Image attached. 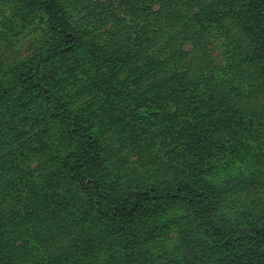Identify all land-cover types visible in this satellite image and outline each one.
<instances>
[{
	"label": "rangeland",
	"instance_id": "1",
	"mask_svg": "<svg viewBox=\"0 0 264 264\" xmlns=\"http://www.w3.org/2000/svg\"><path fill=\"white\" fill-rule=\"evenodd\" d=\"M186 1L181 0L182 3ZM189 1L187 14L184 13L186 7L181 9V4L174 8L175 12L181 10L179 24L168 22L166 25L163 18L154 25L150 23L145 32L130 33L129 40L123 42L125 49H132L140 39L150 38L147 51L139 53V60H133L131 65L138 66L140 58L145 56L156 58L154 72L141 82L142 85L133 84V74L130 75L126 68L116 75L118 82L132 87L130 92L136 89L141 93V89L150 87L154 81L158 86L168 81L161 89L164 93L178 92L180 100L175 104L167 101L159 110L139 111L140 118L147 121L152 120L151 113L163 120L173 114V127L170 126L164 140H157L161 143L148 142L143 147L138 137L122 143L118 126H111L114 114L101 104L99 87H93L94 77L98 76L96 68L87 73L77 72L71 68L73 58H67L68 63L51 59L41 65L39 75L49 81L60 100L71 106V110L85 108L91 114L90 135L99 146L100 157L97 165L90 169L99 180L96 186L101 184L103 193L108 190L107 197L113 199L130 189L174 181L175 170L184 169L192 162L190 155L195 157V152L198 153V149L189 152L183 148L178 130L197 126L200 111L195 110L194 104H209L208 101L218 104L213 106L222 114L224 122L212 139L207 136L212 150L205 149L211 153L208 156L212 167L206 171L202 166L200 171H203L205 189L213 204V224L229 226L238 214L249 219V216L264 213V51L257 43L250 46L245 34L252 20L264 26V13L259 16L257 12L258 18L250 20L247 15L236 22L241 0H202L198 5L193 4L196 0ZM248 1L245 0L243 9H247ZM92 2L104 4L103 0ZM83 3L85 0H78L77 7ZM147 6L152 12L156 10L152 4ZM204 7H209L211 15L202 16ZM228 12L230 19L224 14ZM196 13L199 15L192 16ZM118 16L127 21L123 13ZM181 16H185L183 21ZM193 22L199 25L185 27ZM108 26L95 31V39H115ZM46 37L43 22L35 12L27 11L22 0H0V86L7 87L14 72L27 67L32 58L45 59L40 55L49 49V44L44 42ZM174 72L192 79L186 89H176L169 81ZM224 108H230L235 115L226 116ZM28 118L20 125L29 132L26 136L35 140L46 138L43 125L30 128L32 117ZM9 123L6 128L12 127ZM164 124L159 121L155 126L162 128ZM4 154L7 156L0 150V157ZM33 161L0 166V264H120L112 257L114 252H110L109 244L85 252L70 245L67 247L71 238L89 228L90 218L77 206L65 210L54 208L56 210L48 219L45 218L39 206L41 192L46 190L48 182L40 179V170H35ZM93 182L94 179L89 183ZM92 185L90 191L96 195L100 191ZM60 190L61 187L56 193ZM52 191L49 187L48 194ZM189 213L190 210L173 203L163 211L144 214L141 220L146 219L139 228L141 235L148 238H139L142 242L139 259L146 264H199L197 251L184 243L187 239L189 244L200 243V240L196 242L197 238H190L196 228ZM87 237L91 240L90 235Z\"/></svg>",
	"mask_w": 264,
	"mask_h": 264
},
{
	"label": "trees",
	"instance_id": "2",
	"mask_svg": "<svg viewBox=\"0 0 264 264\" xmlns=\"http://www.w3.org/2000/svg\"><path fill=\"white\" fill-rule=\"evenodd\" d=\"M22 1L27 11L35 12L43 22L47 33L44 42L49 44V49L40 55L45 59L40 60L37 56L32 58L33 61L26 63L27 67L14 72L15 76L9 80L7 87L0 86V150L7 155L0 157V166H16L34 159V168L40 170V179L48 182L46 190L41 192L39 207L42 215L48 219V215L56 210L54 208L65 210L77 206L78 210L81 209L90 218L89 228L71 238L67 247L70 245L85 252L109 244L116 262L146 264L139 259L142 254L139 238H148L141 235L139 226H143L146 219L141 218L146 213L163 211L170 204L177 203L190 210L188 216L194 221L195 234L190 238H197L196 242L200 240V243L189 244V239L184 243L197 251L199 264H264V213L249 216V219L238 214L229 226L214 225L212 222L213 204L209 200L210 195L205 189V179L200 169L203 166L208 171L212 167L208 156L211 153L205 149L212 150L207 136L212 139L218 126L224 122L220 116L222 114L213 106L218 104H211V101H208L209 104H194L195 110L200 111L197 126L178 130L177 135L183 140V148L189 152L198 149V153L195 152V157L190 155L192 164L175 170L174 181L130 189L128 193L113 199L107 197L110 195L108 190L106 194L103 193L101 184L96 186L99 180L94 178L90 169L97 165L100 157L99 146L90 135L91 114L85 108L71 110V106L60 100L49 81L46 82L39 75L41 65L51 59L68 63L65 60L71 57L74 60L71 68L77 72L82 70L87 73L89 69L96 68L98 76L94 77L93 87H99L101 104L114 114L111 126H118L122 143L132 141L135 137L142 141L143 147L148 142H160L157 140H164L173 127V114H168L163 120L158 118V114L151 113L152 120L147 121L140 118L142 115L139 111L159 110L167 101L175 104L180 100L178 92L169 90L164 93L161 90L168 81L159 86L154 81L150 87L141 89V93L136 89L130 92L132 87H125L118 82L117 73L126 68L130 75L133 74V84L140 87L156 66V58L148 56L140 58L138 66H131L138 59L139 53L147 51L150 38L140 39L132 49H125L123 42L129 40L130 33L145 32L150 23L154 25L163 18L167 20L163 21L166 25L179 24L181 10L175 12L174 8L181 4V9L186 7L184 13L187 14L190 1L103 0L104 4H97L85 0L84 6L79 7L78 0ZM201 1L196 0L193 4L198 5ZM244 2H239L241 5L240 10L236 11V22L247 15L250 20L258 18L257 12L259 16L264 13V0H249L247 9H243ZM147 4L156 6V10L152 12ZM118 13L127 16L128 22L120 18ZM202 13V16L211 15L209 7H204ZM224 14L230 19L229 12ZM198 15L196 13L192 16ZM184 18L181 16L182 21ZM250 24L249 29L245 28L250 46L257 43L258 48L264 51L263 24L257 20H252ZM106 25L110 26V35H115V39H95L93 33ZM196 25L199 23L185 24V27ZM183 75L174 72L170 76L169 81H172L176 89H186V84L192 80ZM176 83L179 85L176 86ZM223 111L226 116L235 115L230 108H224ZM29 116L33 124L29 125L30 128L43 125L46 138L35 140L26 136L29 132L20 125L30 119ZM159 121L165 123L162 128L155 126ZM8 123L12 127L6 128ZM93 179L94 184L89 183ZM92 184L100 191L96 195L90 191L89 186ZM49 187L53 189L50 194ZM59 187L61 190L56 193ZM91 229L94 231L89 232ZM87 235H90L91 240H87Z\"/></svg>",
	"mask_w": 264,
	"mask_h": 264
}]
</instances>
